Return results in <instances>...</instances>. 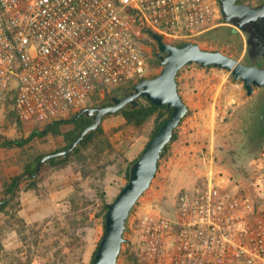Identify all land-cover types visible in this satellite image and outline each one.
<instances>
[{
  "label": "built area",
  "instance_id": "obj_1",
  "mask_svg": "<svg viewBox=\"0 0 264 264\" xmlns=\"http://www.w3.org/2000/svg\"><path fill=\"white\" fill-rule=\"evenodd\" d=\"M224 24L216 0H0V111L12 103L22 120L62 119L98 90L147 77L149 30L187 42ZM203 157L210 169L179 193L174 217L137 222L141 261L264 264V151L246 181Z\"/></svg>",
  "mask_w": 264,
  "mask_h": 264
},
{
  "label": "rangeland",
  "instance_id": "obj_2",
  "mask_svg": "<svg viewBox=\"0 0 264 264\" xmlns=\"http://www.w3.org/2000/svg\"><path fill=\"white\" fill-rule=\"evenodd\" d=\"M216 1L220 5V1ZM238 2L259 5L264 0ZM200 36L189 41L198 42ZM143 42L150 66L147 77H153L163 68L156 54L158 44L149 34L144 36ZM200 45L209 50L216 48L207 43ZM229 48L226 44L217 50L245 62L247 47L239 55ZM191 68L188 75L180 78L178 86L179 92L186 97L193 96L192 102L188 99L191 102L189 113L177 128V136L164 153L150 188L131 213L118 264H146L140 259L134 232L143 214L175 216L178 195L189 187L183 186L174 172H169L173 165L172 145L179 139L187 143L186 136L194 131L190 126L193 121H199L200 127L210 131L214 151L234 181H246L249 172L255 169L251 154L245 148V135L240 132L241 122L236 113L252 96H248L243 83L235 81L226 70L202 68L197 64ZM186 72L183 69L181 75ZM114 88H121L124 93L130 87L98 90L87 106L112 104ZM199 111L203 112L202 116L193 119ZM78 112L62 119H72ZM51 122L22 120L12 103L0 111V204H6L0 207V264H28L34 259L47 264H90L105 232L104 206L112 203L127 184L129 165L143 151L156 126L155 118L136 129L128 125L121 114L107 115L101 130L88 145L81 146L65 163H46L36 179L25 176L10 196L8 190L14 177L32 168L39 156L69 145L62 134L41 135ZM73 127L72 123H66L61 130L69 132ZM35 131L38 135L22 146L3 145L6 140H25ZM199 138H204L201 133ZM262 148L264 150V146Z\"/></svg>",
  "mask_w": 264,
  "mask_h": 264
},
{
  "label": "water",
  "instance_id": "obj_3",
  "mask_svg": "<svg viewBox=\"0 0 264 264\" xmlns=\"http://www.w3.org/2000/svg\"><path fill=\"white\" fill-rule=\"evenodd\" d=\"M219 1L225 23L233 25L247 35L246 55L250 59L249 63L242 62L221 50L205 49L195 41L182 44L169 43L161 34L149 30V35L158 44L156 54L163 67L161 72L153 77L141 79L140 82L126 89L123 97L115 98L112 104L100 107L86 106L79 110L73 121L86 115L92 118L91 124L82 129L66 148L43 155L38 160L34 173L26 172L18 178L16 190L25 176L36 179L46 162L69 156L87 134L99 128L105 116L116 114L129 104H132L133 108L138 107L140 96L156 106H165L171 112L133 162L127 184L117 198L108 205L105 232L92 264H118L126 241L125 232L131 213L139 199L150 188L159 170L165 148L172 142L176 129L189 113V106L179 92L178 73L184 67L193 64L202 68L215 67L228 71L235 81L242 82L248 96L254 95L257 89L264 88V62L262 66L258 65V61L264 59V2L251 5L238 0Z\"/></svg>",
  "mask_w": 264,
  "mask_h": 264
},
{
  "label": "trees",
  "instance_id": "obj_4",
  "mask_svg": "<svg viewBox=\"0 0 264 264\" xmlns=\"http://www.w3.org/2000/svg\"><path fill=\"white\" fill-rule=\"evenodd\" d=\"M200 35H201L200 41H198L199 44L207 43V44L215 45L216 46L215 50L220 49L221 46L227 44V45H229V47H230L229 49L231 52L235 53L236 55H239L245 50V47H247V35L245 36L239 29H237L236 27H234L232 25H225L224 24L222 26L215 27V28L210 29L206 32H203ZM245 62L246 63L250 62V59L248 58L247 55H245ZM263 62H264V59H260L258 61V65L262 66ZM179 73H178V75H179ZM232 78H233V76H232ZM122 93H123V90L121 88H116V89L114 88L112 90V94L114 95L112 97V99H115L116 97L120 96ZM263 94H264V88L257 89L256 93L254 95H252V98L247 103H245L244 105L239 107L237 112H236V113H238L239 121L241 122L240 132L245 135L244 139H245L246 143H244V145H245V148H246L248 154H251L250 159H252V160L254 158H256L257 156H259L264 151L262 148L264 146V143L259 142V140H258V138L260 136H262V133L264 131H263V128H261L260 130L257 129V124L260 121H262V118H263V109H264V97H262ZM138 102L140 104L138 107L133 108V105L129 104L126 107H124L123 109H121L119 112H117L116 114H121L126 119L127 124L135 127L136 129L142 128L147 122H149L151 119L155 118V125L156 126H155L154 131L152 132V135H151V138H152L158 132L161 125L170 116L171 112L168 111L165 106H163V107L156 106L142 96L139 97ZM104 104L105 103H102L100 106H104ZM76 114L73 115L72 119H61L59 121L53 120L51 123H49L46 126V132L45 133L41 132V135L46 136L49 133H54L55 135H61L62 134L69 140V144H70L76 138V136L81 132V130L84 129L89 124H91V122H92V118H90L86 115H82L78 118V120L73 121V118L76 116ZM66 123H72L74 125L73 129L69 132H63L61 130V126L63 124H66ZM262 126H264V125H262ZM100 130H101V125L99 126V128L97 130L92 131L89 134H87L85 139L75 148V150L69 156L58 157V158L50 160L46 163L54 164V163H59V162H61V163L67 162L73 154H75L79 151L81 146L88 145L90 143V141L92 140L93 136L97 132H99ZM177 130L178 129H176V131H175L172 142L175 140V138L177 136ZM38 133L39 132H36V131L32 132V134L25 140H6L5 142H3V145L12 146V147L13 146H22L26 142H28V141L32 140L34 137H36L38 135ZM169 145L165 148L164 153L168 149ZM164 153L162 154L161 159L163 158ZM42 156H39L36 159L33 167L26 169L25 173L26 172L34 173L36 164ZM133 162H131L129 165V168L127 171V180L129 179L130 168H131ZM159 166H160V163H159ZM21 175H23V174H20L17 177H14L12 184L9 186L8 194L10 196H12L14 194V190L16 188L18 178ZM5 205L6 204L1 203L0 207L2 208ZM108 205L109 204L106 203L104 206V210H105L104 218L106 217V214L108 211ZM96 251L94 252V255H93V258H92V261L90 264H92V262L94 260Z\"/></svg>",
  "mask_w": 264,
  "mask_h": 264
},
{
  "label": "crops",
  "instance_id": "obj_5",
  "mask_svg": "<svg viewBox=\"0 0 264 264\" xmlns=\"http://www.w3.org/2000/svg\"><path fill=\"white\" fill-rule=\"evenodd\" d=\"M192 65H188V67H184L187 72L183 75V69L180 71L179 75L177 76L178 86L180 82V78L188 75L189 69ZM179 88V87H178ZM183 100L190 106L192 102L193 96L186 97L182 92H180ZM190 99L191 102L188 100ZM198 106V105H197ZM202 111L195 113V117L202 116ZM193 125H190L194 131L187 135L185 141L187 143L183 144V139H179L178 141L173 143L174 153L171 157V163L173 162L171 171L174 172V175L178 178L179 182L182 183L183 186H187L189 188L194 187L196 182L204 175L205 172H208L209 162L205 160L203 155H210L215 160V170L217 172H228L227 169L220 163L218 155L215 153V144L214 139H212V135L210 131L205 130L200 127L199 121H193ZM211 128V126H209ZM200 133L203 135L204 138H199ZM142 150V149H141ZM175 162V163H174ZM160 168V166H159Z\"/></svg>",
  "mask_w": 264,
  "mask_h": 264
},
{
  "label": "flooded vegetation",
  "instance_id": "obj_6",
  "mask_svg": "<svg viewBox=\"0 0 264 264\" xmlns=\"http://www.w3.org/2000/svg\"><path fill=\"white\" fill-rule=\"evenodd\" d=\"M124 96V93H122L120 96L118 97H123ZM262 97H264V94L262 95ZM117 98V97H116ZM114 99L112 100V103H113ZM264 109H263V118H262V121H260L258 124H257V129L260 130L261 128H263V131H264ZM262 131V130H261ZM259 142H263L264 143V132L262 133V136H260L258 138Z\"/></svg>",
  "mask_w": 264,
  "mask_h": 264
}]
</instances>
